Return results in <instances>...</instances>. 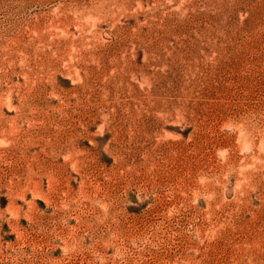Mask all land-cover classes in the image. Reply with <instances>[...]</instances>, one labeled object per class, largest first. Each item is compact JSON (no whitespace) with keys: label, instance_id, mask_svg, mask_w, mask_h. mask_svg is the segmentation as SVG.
Segmentation results:
<instances>
[{"label":"rangeland","instance_id":"374dc122","mask_svg":"<svg viewBox=\"0 0 264 264\" xmlns=\"http://www.w3.org/2000/svg\"><path fill=\"white\" fill-rule=\"evenodd\" d=\"M0 264H264V0H0Z\"/></svg>","mask_w":264,"mask_h":264}]
</instances>
